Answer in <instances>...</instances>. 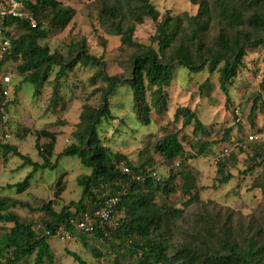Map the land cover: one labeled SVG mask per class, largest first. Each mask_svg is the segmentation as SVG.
<instances>
[{"label":"rangeland","instance_id":"rangeland-1","mask_svg":"<svg viewBox=\"0 0 264 264\" xmlns=\"http://www.w3.org/2000/svg\"><path fill=\"white\" fill-rule=\"evenodd\" d=\"M57 1L73 9L75 15L64 31H48L46 38L38 43L47 47L50 54H56L68 62L73 59L77 44L84 42L87 54L101 59L108 76L129 80L131 55L135 49L122 46L119 37L108 35L100 26L97 17L99 0ZM151 3L160 17L166 12L171 16H194L197 12V7L189 0H151ZM42 28L47 30V24L43 22ZM154 32L155 24L145 18L140 25L135 26L132 39L139 48L155 50L157 46L151 40ZM8 35L16 39L21 31L17 27L10 28ZM242 63L228 87V98L219 87L217 73L209 75L205 69L190 74L182 67H174L171 83L164 90V111L157 113L151 104V93H147L146 101L150 107L147 125L137 117L127 86L118 87L110 97L113 120L103 121L100 125L98 135L101 144L125 156L133 166L138 164L140 158L151 159L152 164L146 171H152L161 182L167 181L173 189L168 197L158 194L155 201L182 211L178 219L169 223V231L165 233L169 241V257H173L184 246L204 252L207 245L214 241V237L208 233V227L212 225V233L222 240L234 230H239L243 237L247 236L249 228L264 223V193L259 186L264 184V45L248 50ZM18 65L8 62L0 70V79L4 76L11 78L8 96L2 99L7 109L5 123L0 121V145L13 146L32 162L41 163L34 134L39 131L55 133L57 140L53 162L72 143V134L83 108L97 107L106 83L99 79L92 82L90 78L95 74L94 69L77 64L60 80L57 86L59 98L54 102V77L58 68H54L38 95H34L33 86L24 83ZM206 79L208 83L204 84ZM254 103L255 114L250 117V108ZM179 107L195 111L208 135L195 138L192 128L183 129L180 137H183L184 154L174 162L167 163L156 152L154 144L166 134L181 128V121L175 122L173 119ZM235 109L240 113L239 123H236ZM227 130L230 131L229 141H224ZM6 133L10 136L7 141L3 137ZM203 142L209 144L205 154L189 159L195 155L196 145ZM44 143L45 139L39 141V145ZM255 154L259 158H255ZM218 161L223 163V173L231 175L226 184L218 182L222 176L217 172ZM181 167L190 172L195 182L196 189L190 195L182 189L183 181L178 175ZM30 171V167L22 166L18 157L11 154L0 157V196L25 203L35 210L20 206L9 209L22 222L32 226L46 220L36 209L55 199L56 182L60 176L64 191L54 204L55 211L71 201H78L81 189L76 179L89 173V169L82 166L77 157H62L55 170L37 172L30 181V187L23 193H17L14 185L21 182ZM193 195L196 199L191 202L190 196ZM11 227V224L0 222V234L8 233ZM84 240L101 257H94L77 237L70 241L53 237L48 244L54 254L55 264H77L67 252L78 254L86 264H130L135 258L130 246L117 238L102 240L86 235ZM223 254H228L227 250H223ZM21 264H33V259L23 260ZM172 264H182V261Z\"/></svg>","mask_w":264,"mask_h":264},{"label":"trees","instance_id":"trees-1","mask_svg":"<svg viewBox=\"0 0 264 264\" xmlns=\"http://www.w3.org/2000/svg\"><path fill=\"white\" fill-rule=\"evenodd\" d=\"M98 23L105 32L120 38L122 46L135 49L131 55V76L129 80L108 76L104 72L100 58L87 54L85 43L75 47L73 59L65 62L60 56L50 54L47 47L38 41L46 38L48 31L62 32L72 21L75 11L61 5L57 0H36L35 5H29L38 26L31 29L26 23L10 19L5 26L17 27L21 31L16 39L11 40V50L0 57V70L8 62L18 63V72L23 76L24 83L33 86L34 95H38L43 85L49 80L54 68L55 88L53 101L59 98L57 86L61 79L77 65L92 67L95 74L92 82L102 80L106 86L101 90V98L97 107L83 108L79 122L72 134V143L66 146L52 162L57 135L48 131L35 133V148L41 158V163L32 162L26 155L10 145H0V157L11 154L22 161V166H28L31 171L25 178L14 185L17 193H23L30 187L33 176L43 170L53 171L62 157H77L79 163L89 169V173L78 176L77 186L81 189L78 201H71L58 211L53 209L56 200L63 193L62 177L56 182V190L52 201L43 203L36 211L41 212L46 220H42L44 230L50 236H42L35 226L24 223L9 209L20 206L31 209L27 204L0 196V222L11 224L8 233L0 234V264H21L23 260L32 258L33 264H55L48 241L55 236L58 226L67 228L73 237L81 240L83 247L90 250L94 257L101 254L90 247L85 240V234L70 229L67 224L71 218H80L85 213L92 214L110 196H117L119 202L113 215L118 227L115 231L107 229L96 231L93 236L102 240L112 237L126 243L135 254L130 264H264V223L255 228H249V234L242 236L239 230L229 233L224 239H217L212 233L214 225L208 227L209 236L214 241L207 245L204 252L186 246L178 249L173 257L168 255V239L165 233L169 231V223L182 215L181 210H173L155 200L157 195L168 197L173 189L169 183L161 182L152 177V171L147 168L151 159H139L133 166L125 156L112 152L101 144L98 129L103 121L113 120L110 109V97L120 86H127L132 94L133 108L137 117L144 125L149 123L150 107L147 104V93H151V104L157 113L166 109L164 90L169 87L174 67H182L190 74L207 70L209 75L218 74L219 87L228 98V87L233 82L239 68L242 66L246 52L264 45V0H189L197 7L194 16L180 14L171 16L164 13L161 17L151 0H99ZM145 18L155 24V32L151 38L157 49L139 48L132 36L135 26L140 25ZM47 24V30L42 23ZM208 83V79L204 84ZM264 84V79L263 82ZM2 103L0 86V117L1 108L5 113L7 105ZM256 103L250 108L249 116L253 117ZM173 119L181 121V128L158 139L154 148L161 158L172 163L184 154L181 131L192 128L193 135H208L195 111L186 107L176 108ZM1 120V119H0ZM230 131H225L224 141H229ZM45 139L46 143L39 145ZM209 148L206 142L197 144L195 159L205 154ZM259 155L255 154V158ZM217 172L222 176L220 184H226L231 175L224 174L223 163L217 162ZM126 167L129 173H124ZM178 175L183 181V192L190 195L196 189L190 172L184 168ZM63 176V175H62ZM264 193V184L259 185ZM110 194V195H109ZM190 196L191 202H194ZM121 215V217L119 216ZM106 233V235H105ZM217 243H220V246ZM227 250L228 254H223ZM77 264H86L80 256L67 252Z\"/></svg>","mask_w":264,"mask_h":264},{"label":"built area","instance_id":"built-area-1","mask_svg":"<svg viewBox=\"0 0 264 264\" xmlns=\"http://www.w3.org/2000/svg\"><path fill=\"white\" fill-rule=\"evenodd\" d=\"M36 0H0V57L11 50V37L8 35V28L5 23L10 19H16L26 23L31 29H35L38 26V22L34 14L29 9V5H35ZM11 84V78L4 76L0 79L1 95L2 99L6 98L9 93ZM3 106L4 103L2 102ZM236 123L240 121V113L238 109L234 110ZM0 121L5 123V113L1 108ZM4 139H9V134H5ZM240 146V145H239ZM124 173H129L126 167H122ZM152 177H156L155 173L151 174ZM119 202L117 196H110L103 200L102 205L94 211L92 214L85 213L80 218H71L68 221L70 229L85 235H93L98 230L107 229L109 231H115L118 227L117 219L113 215V211ZM35 230L42 234V236H50V232L44 230L42 225L35 226ZM55 236L63 241L72 240L73 236L71 232L64 226H58L55 229ZM106 235V233H105Z\"/></svg>","mask_w":264,"mask_h":264}]
</instances>
